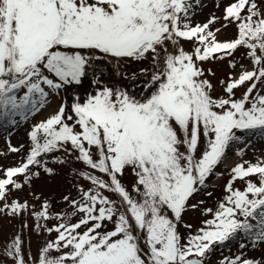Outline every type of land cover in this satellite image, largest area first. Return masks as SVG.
<instances>
[{"label":"snow or ice","instance_id":"1","mask_svg":"<svg viewBox=\"0 0 264 264\" xmlns=\"http://www.w3.org/2000/svg\"><path fill=\"white\" fill-rule=\"evenodd\" d=\"M203 7V0H0V129L31 123L26 150L7 141L20 162L0 167V218L21 221L0 248L7 264H207L214 246L240 233L253 248L264 246V158L243 159L254 139L264 140V0H231L222 16L193 25ZM230 25L235 36L220 39ZM129 62L147 67L129 77L119 71ZM216 62L230 71L214 84L216 72L204 65ZM107 65L142 79L109 86ZM86 81L94 91L82 99L76 90ZM234 145H243L240 162L215 209L190 203L197 193L213 195L209 180L224 175L217 169ZM56 165L87 185L74 183L78 198L64 195L59 211L33 190L34 181L60 175ZM25 189L30 199L13 197ZM197 209L212 218L193 232L184 215ZM29 218L37 235L55 234L35 257L25 249ZM220 264L261 261L241 254Z\"/></svg>","mask_w":264,"mask_h":264},{"label":"rangeland","instance_id":"2","mask_svg":"<svg viewBox=\"0 0 264 264\" xmlns=\"http://www.w3.org/2000/svg\"><path fill=\"white\" fill-rule=\"evenodd\" d=\"M231 0H203L204 7L198 8L196 10L195 15L193 16L192 22L193 25L196 23H204L206 22L210 15L215 13L217 16L223 15L224 6L230 3ZM216 3L220 4L219 8H216ZM219 27V24L216 25ZM235 25H230L227 29L223 30V34H220L219 38L230 39L235 36ZM183 47L186 51L192 50V45L190 43H183ZM247 63V61H244ZM147 67L146 63L140 62H129L127 65L120 67L119 71L121 73H127L129 77L132 73H139L140 68ZM205 68H212L213 71L216 72L217 78L213 79L212 82L215 84L217 83V79H221L225 77V74L230 71L226 63H206L204 65ZM108 84L115 83L117 85H124L128 86L131 84L139 83V80L142 78H138L136 81H130L128 79H124L123 76L116 75V69L112 65L105 66V74L102 77ZM138 90V89H137ZM83 99L89 92L94 91V88L91 86L89 82H85L80 88L76 90ZM240 95V92H237V96ZM72 97L71 95L68 96V102L71 103ZM43 117L37 115L35 118H30L31 122L38 121ZM31 128V123H24L21 124L19 127H14L10 129L9 132H5L3 129H0V153H4V155H0V167L2 168H9L13 167L20 162L19 154L16 153H9L7 141L10 139L13 146L19 147L20 144L25 145V150L28 144V131ZM243 147V145H234L230 150L233 155L227 156L235 157L240 160V157L235 155L236 148ZM60 155V154H57ZM256 157L264 158V140L254 139L247 147L246 154L244 155V160H249L252 163L256 162ZM227 158V159H228ZM226 162V161H225ZM225 162L220 167H218V172H223L224 175L222 177L216 178L211 177L209 180V187L208 191H211L213 195L211 197L204 195L203 192L197 193L195 198L190 201L192 204H196L198 201L203 200L204 204L200 205V209L203 208H213L215 209L218 199L222 198L223 196V189L224 185L228 180V170L225 167ZM52 166V165H50ZM58 168L60 175L57 176L53 180H48L47 178L34 181L33 183V190L37 193L42 195V197L50 198L54 201L53 209L54 211H59L64 209L66 206L63 203L62 197L64 195H71L73 197H77V191L73 187L74 183L84 184L86 187L87 185L85 182L81 181H74L73 177L70 175V169L68 167H61L59 165L53 166ZM75 168H82L83 165L79 163L73 164ZM2 175V173H0ZM131 177L129 175L128 179L125 180V183H128ZM236 187L243 189L244 185L241 182H238ZM14 198H19L20 200L30 199L27 189L23 193H13ZM37 207L39 205L37 204ZM200 209L195 211L189 210L184 215V222L192 224L193 228L192 231L195 232L196 229L203 227L202 221L211 219V215H202ZM70 210V209H69ZM29 224L28 229H23L24 232V239H25V249L26 254L30 252V254L35 257L37 255V250L40 248L45 239H51L54 237V233L52 236H48L47 233H43L41 235H37L34 231L31 230V225L33 223L32 219L29 218L27 220ZM54 222H50L52 225ZM21 230V221L19 219L9 221L8 218H0V248L9 240V238L17 231ZM182 234H187V231L181 227ZM30 241V247L29 242ZM245 244L247 245L243 249H241L240 245ZM243 254L245 259H254L257 261H261V264H264V246H259L253 248L249 243L248 239L245 238L240 244L234 246L228 251H222L219 255L216 256L213 251L210 254V259L208 260L207 264H220L222 260L225 258H235ZM0 264H7V258H0Z\"/></svg>","mask_w":264,"mask_h":264},{"label":"trees","instance_id":"3","mask_svg":"<svg viewBox=\"0 0 264 264\" xmlns=\"http://www.w3.org/2000/svg\"><path fill=\"white\" fill-rule=\"evenodd\" d=\"M232 152L231 150L228 151L227 155H230ZM246 237L244 236V234L240 233L237 234V236L229 241H227L223 246H214V250L213 253L217 255H219L222 251H228L231 248H233L234 246L240 244Z\"/></svg>","mask_w":264,"mask_h":264},{"label":"bare ground","instance_id":"4","mask_svg":"<svg viewBox=\"0 0 264 264\" xmlns=\"http://www.w3.org/2000/svg\"><path fill=\"white\" fill-rule=\"evenodd\" d=\"M240 162L239 159L235 158V157H229L226 162H225V167L226 169L231 168L232 166H234L236 163Z\"/></svg>","mask_w":264,"mask_h":264}]
</instances>
